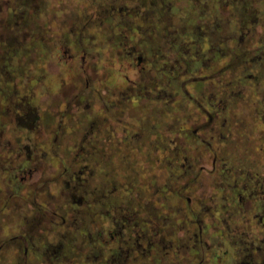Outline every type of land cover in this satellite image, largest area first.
Listing matches in <instances>:
<instances>
[{
    "label": "clouds",
    "instance_id": "clouds-1",
    "mask_svg": "<svg viewBox=\"0 0 264 264\" xmlns=\"http://www.w3.org/2000/svg\"><path fill=\"white\" fill-rule=\"evenodd\" d=\"M118 251L264 264V0H0V264Z\"/></svg>",
    "mask_w": 264,
    "mask_h": 264
},
{
    "label": "flooded vegetation",
    "instance_id": "flooded-vegetation-1",
    "mask_svg": "<svg viewBox=\"0 0 264 264\" xmlns=\"http://www.w3.org/2000/svg\"><path fill=\"white\" fill-rule=\"evenodd\" d=\"M26 2L31 3L32 0H26ZM21 19H22V17H21ZM193 80L196 81L195 79H193ZM166 94L167 93L165 92L164 95L167 96ZM18 107H19V105H18ZM211 118L212 117L209 116V119H211ZM37 120H38V111L35 110L32 107H29L27 104H25V107L22 109L21 113H18L17 117H16V123H17L18 127L25 128V129H30V130H31L32 127H34V123ZM89 127L90 128H94L95 125L89 124ZM25 150L30 153L31 145H28ZM28 158L31 159V155H29ZM181 167H183V162H181ZM28 175H31V173H28ZM70 199H71V197H70ZM184 202L186 204H191L192 201H191L190 197L185 196L184 197ZM71 203H72L73 207H78V206H80L83 203V201L77 198V199H71ZM47 219H48L47 214L45 212H43V211H40L33 217L32 223L35 225L36 229H38ZM64 219L68 220V217H65ZM123 219H124V222H125L126 225H134L136 223L135 216L131 215V214H129L128 216L123 217ZM196 219H197V223H199L200 222V218L197 217ZM78 223H79V218H77L75 220V222L73 223V227H75ZM118 235H119V233H118ZM63 251H64L63 246H60L58 252H53L51 254L52 255H60V254L63 253ZM114 255H115L116 259L112 261V264H124V262H123V253L122 252L118 251ZM242 264H253V258L249 257V258L245 259L242 262Z\"/></svg>",
    "mask_w": 264,
    "mask_h": 264
},
{
    "label": "rangeland",
    "instance_id": "rangeland-1",
    "mask_svg": "<svg viewBox=\"0 0 264 264\" xmlns=\"http://www.w3.org/2000/svg\"><path fill=\"white\" fill-rule=\"evenodd\" d=\"M173 67H174V65H173ZM192 83L194 84V83H196V81L193 80ZM190 86H191V85H190ZM190 86H189V87H190ZM166 95H167V94H166ZM81 151H82V149H81Z\"/></svg>",
    "mask_w": 264,
    "mask_h": 264
}]
</instances>
